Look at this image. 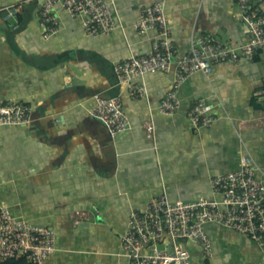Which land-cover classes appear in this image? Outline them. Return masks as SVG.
<instances>
[{"label": "crops", "instance_id": "obj_1", "mask_svg": "<svg viewBox=\"0 0 264 264\" xmlns=\"http://www.w3.org/2000/svg\"><path fill=\"white\" fill-rule=\"evenodd\" d=\"M120 26L90 35L83 16L57 10L59 30L44 37L42 0H0V100L32 109L27 124L0 127V201L15 216L52 229L55 250L45 264H125L121 236L130 213L164 193L169 200L211 197L209 179L238 168L251 155L264 171V50L253 60L212 64L181 85L180 107H157L173 71L144 78L145 95L117 85L113 64L146 54L156 35L133 28L143 6L163 1L176 58L193 38L212 33L238 44L248 36L235 0H113ZM264 16V1L259 3ZM120 95L130 127L111 137L88 114L94 95ZM197 99L212 105L215 121L194 129L187 117ZM261 177V175L257 174ZM212 244L193 264H264V247L210 223Z\"/></svg>", "mask_w": 264, "mask_h": 264}, {"label": "built area", "instance_id": "obj_2", "mask_svg": "<svg viewBox=\"0 0 264 264\" xmlns=\"http://www.w3.org/2000/svg\"><path fill=\"white\" fill-rule=\"evenodd\" d=\"M235 1L248 38L232 44L212 33L201 35L191 40L179 58L175 56L164 2L141 7L133 28L139 33L151 29L157 33L148 53L130 55L113 64L117 85L132 97H139L147 92L146 75L172 70L171 88L157 107L160 114L170 116L179 109V89L192 74H209L213 63L253 60L257 51L264 50V16L258 6L264 0ZM58 9L72 17L83 16L90 35L108 33L120 26L113 0H42L39 20L46 38L59 30ZM94 100L88 114L100 121L111 137L130 127L119 94L109 98L95 94ZM187 117L196 130L210 126L216 119L212 105L204 99L194 101ZM31 118L29 104L0 100V127L27 124ZM209 184L211 197L171 201L161 193L143 207L133 209L121 236L125 264H193L191 250L182 241L197 244L203 257H211L212 244L205 230L210 223L237 231L264 247V171L251 155H241L236 170L212 176ZM54 250L52 229L13 215L0 201V264L20 257L28 264H45Z\"/></svg>", "mask_w": 264, "mask_h": 264}, {"label": "trees", "instance_id": "obj_3", "mask_svg": "<svg viewBox=\"0 0 264 264\" xmlns=\"http://www.w3.org/2000/svg\"><path fill=\"white\" fill-rule=\"evenodd\" d=\"M255 106L258 107V108H264V102L262 104L261 103H256ZM2 264H28V263L25 261L24 258L20 257V258L7 259V260L3 261Z\"/></svg>", "mask_w": 264, "mask_h": 264}, {"label": "rangeland", "instance_id": "obj_4", "mask_svg": "<svg viewBox=\"0 0 264 264\" xmlns=\"http://www.w3.org/2000/svg\"><path fill=\"white\" fill-rule=\"evenodd\" d=\"M259 68H260L261 70H264V66H263L262 63H261V64L259 63ZM186 245H189V243L187 242Z\"/></svg>", "mask_w": 264, "mask_h": 264}, {"label": "water", "instance_id": "obj_5", "mask_svg": "<svg viewBox=\"0 0 264 264\" xmlns=\"http://www.w3.org/2000/svg\"><path fill=\"white\" fill-rule=\"evenodd\" d=\"M109 97H110L109 95L106 96V98H109ZM94 119H95V118H94ZM105 128H106V127H105ZM106 130H107V128H106ZM107 131H108V130H107ZM186 243H187L186 241H182V244H183V245L188 246V245H186Z\"/></svg>", "mask_w": 264, "mask_h": 264}]
</instances>
